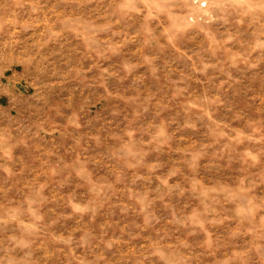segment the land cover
<instances>
[{
	"label": "rangeland",
	"instance_id": "374dc122",
	"mask_svg": "<svg viewBox=\"0 0 264 264\" xmlns=\"http://www.w3.org/2000/svg\"><path fill=\"white\" fill-rule=\"evenodd\" d=\"M0 264H264V0H0Z\"/></svg>",
	"mask_w": 264,
	"mask_h": 264
}]
</instances>
